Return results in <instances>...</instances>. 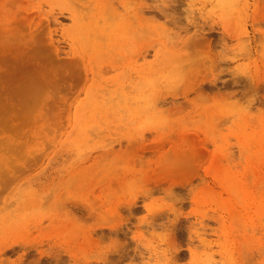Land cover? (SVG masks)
<instances>
[{"label":"rangeland","instance_id":"obj_1","mask_svg":"<svg viewBox=\"0 0 264 264\" xmlns=\"http://www.w3.org/2000/svg\"><path fill=\"white\" fill-rule=\"evenodd\" d=\"M8 1L0 264H264V0Z\"/></svg>","mask_w":264,"mask_h":264},{"label":"bare ground","instance_id":"obj_2","mask_svg":"<svg viewBox=\"0 0 264 264\" xmlns=\"http://www.w3.org/2000/svg\"><path fill=\"white\" fill-rule=\"evenodd\" d=\"M8 1V0H7ZM11 1V0H10ZM78 1V0H77ZM82 2H83V0H81ZM80 1V2H81ZM9 2V1H8ZM85 2V1H84ZM107 2V1H106ZM75 6V5H74ZM77 6V5H76ZM81 6V5H80ZM106 6V5H105ZM109 7V6H108ZM110 7H111V5H110ZM106 8V7H105ZM76 9V8H75ZM106 10V9H105ZM105 10H104V13H108V12H105ZM21 12V11H20ZM140 12V11H139ZM138 12V13H139ZM24 13V12H23ZM22 13V14H23ZM31 13V12H30ZM110 13V12H109ZM21 14V13H20ZM25 14V13H24ZM18 16V15H17ZM106 16V15H105ZM104 16V17H105ZM109 17H110V15H109ZM108 17V18H109ZM107 18V19H108ZM112 18H113V16H112ZM134 19V18H133ZM140 19V18H139ZM16 20V19H15ZM20 20V19H19ZM18 20V21H19ZM23 21V20H22ZM45 21V20H44ZM43 21V22H44ZM106 21V20H105ZM109 21V20H108ZM141 21H142V19H141ZM12 22V21H11ZM17 22V21H16ZM43 22H42V24H43ZM133 22V21H132ZM13 24H15L14 22H12ZM19 23V25H20V27H21V24H20V22H18ZM22 23V22H21ZM109 23V22H108ZM4 24V23H3ZM12 24V25H13ZM133 24V23H132ZM135 24V23H134ZM18 25V24H17ZM1 26V25H0ZM14 26H16V25H14ZM108 26V25H107ZM135 26V25H134ZM24 27H26V26H24ZM45 28V27H44ZM106 28V27H105ZM19 29V28H18ZM23 29H25L26 30V28H23ZM21 30H22V28H21ZM9 31V30H8ZM138 31V30H137ZM12 33V32H11ZM6 34V33H5ZM40 34V33H39ZM135 34V33H134ZM35 35V34H34ZM42 35V34H41ZM97 35V34H96ZM95 35V36H96ZM133 34L131 33L130 34V36L131 37H134V36H132ZM1 36V35H0ZM19 36V35H18ZM39 36V35H38ZM37 35L36 36H33L34 37V40H32L33 38H31V42L30 43H32L33 42V45H29V44H27V45H29L30 47H34V55H37V57L36 58H39L40 56L42 57V55H43V57L45 56L44 55V53H43V51H42V53H41V50L40 51H38V50H36L35 48L37 47L36 45H38V46H40L41 45V41L42 42H45L42 38H40V37H38ZM137 36H138V34H137ZM6 37H7V35H6ZM23 37H25V35L23 36ZM32 37V36H31ZM12 38V37H11ZM136 38V37H135ZM19 39V38H18ZM36 39L39 41V39H40V42H38V41H36ZM42 39V40H41ZM132 39V38H131ZM134 39V38H133ZM8 37H7V39H2L1 37H0V103H2V105L4 104L5 106L2 108V109H0L1 111H3V109L4 108H6V110L8 111V112H10V114H19L20 112H21V114H23L24 112H26L25 110L26 109H28V107L29 106H27V108L25 109V108H23L22 107V105H23V103H24V105L23 106H26V104L27 103H25L27 100H30L31 101V99H33V100H35V98H37V97H39V96H41V94L44 92L43 90H44V88H46V86H47V84H46V86H44V88H43V86L41 87V89H42V92L40 91L41 89H40V85L42 84V83H39V82H43L42 81V79H43V71L46 73V69H45V66H48L51 62H49V60L51 61V60H53V59H55L54 58V56H53V59H50L49 57V60L47 61L46 60V62H44L45 61V59L42 61V59L41 60H37V59H34L31 55H30V51H29V49H27V50H21V51H18V52H12V49H11V51L10 52H8V53H5L6 51H8L7 50V45H6V43H8ZM135 40V39H134ZM14 41V40H13ZM21 41V40H20ZM29 41V40H28ZM16 42V41H15ZM18 42H19V40H18ZM27 42V41H26ZM36 42V43H35ZM11 43V42H10ZM28 43V42H27ZM37 43H40V44H37ZM46 43V42H45ZM9 44V43H8ZM46 45V44H45ZM20 47H21V45H19ZM42 46H43V44H42ZM41 46V47H42ZM47 46V45H46ZM51 47V46H50ZM122 47H123V45H122ZM12 48V47H11ZM45 48V47H44ZM47 48V47H46ZM124 48V47H123ZM123 48H121V49H123ZM18 49H20V48H18ZM31 49V48H30ZM14 50H17L16 48L15 49H13V51ZM31 50H33V49H31ZM45 50V49H44ZM50 51V50H49ZM124 51H125V49H124ZM35 52L37 53V54H35ZM126 52V51H125ZM133 54V53H132ZM126 55V54H125ZM137 55V54H136ZM39 56V57H38ZM42 57V58H43ZM131 57H133L132 55H131ZM130 57V58H131ZM52 58V57H51ZM59 61L60 60H62V58L61 59H59V58H57ZM119 59V58H118ZM120 59H122V58H120ZM57 60V61H58ZM44 62V63H43ZM47 62H49V64L47 63ZM52 62H54V61H52ZM77 62V61H76ZM48 64V65H45L44 66V64ZM119 63V62H118ZM54 65L56 64V61H55V63H53ZM72 65V64H71ZM78 65V64H77ZM51 66V65H50ZM59 66V65H58ZM54 67V66H53ZM69 68V67H68ZM76 68V67H75ZM45 69V70H44ZM50 70V69H49ZM59 70H62V69H59ZM64 70V69H63ZM72 70V69H71ZM75 70V69H74ZM78 70H79V68H78ZM48 72V71H47ZM63 72V71H62ZM61 72V73H62ZM77 72V71H76ZM80 72V71H79ZM44 73V74H45ZM71 73V72H70ZM73 73H74V71L71 73V75H73ZM78 73V72H77ZM94 73V72H93ZM104 73V72H103ZM122 73V72H121ZM80 74V73H79ZM78 74V75H79ZM70 74H66L65 76H63L64 77V79L65 78H68V76L69 77H73V76H71ZM93 76H94V74H93ZM121 76V75H120ZM119 76V77H120ZM45 77H46V75H45ZM57 77H58V75H57ZM62 77V76H61ZM77 77V76H76ZM122 77H124V76H122ZM60 78V77H59ZM75 78V77H74ZM73 78V79H74ZM98 78V77H97ZM60 79H62V78H60ZM69 79V78H68ZM76 79V78H75ZM74 79V80H75ZM62 81V80H61ZM82 81V80H81ZM57 82V81H56ZM56 82H54V83H56ZM80 82V81H79ZM36 83H37V85H38V87H37V85H36ZM40 85H39V84ZM76 83V82H75ZM36 85V87L37 88H39V90L35 87V85ZM43 84H44V82H43ZM42 84V85H43ZM64 84V83H63ZM51 85V84H50ZM57 85H59V84H57ZM72 85H74V84H72ZM113 85V84H112ZM49 86V85H48ZM54 86H56V85H54ZM111 86V85H110ZM126 86H127V84H126ZM52 87H53V85H52ZM73 87H76V85L75 86H73ZM211 87H213L212 85H211ZM47 88H49V87H47ZM66 88H67V85H66ZM210 88V87H209ZM56 89H57V87H56ZM208 89V88H207ZM50 90H51V88H50ZM53 90V89H52ZM54 90H55V88H54ZM60 90V89H59ZM71 90V89H70ZM90 90V89H89ZM209 90V89H208ZM39 91V92H38ZM104 91V90H103ZM54 92V91H53ZM59 92V91H58ZM131 92V91H130ZM211 92V91H210ZM41 93V94H40ZM60 93H62L61 91H60ZM64 93V92H63ZM106 93V92H105ZM115 93V92H114ZM53 94V93H52ZM57 94V93H56ZM66 94V93H65ZM72 94H73V92H72ZM107 94V93H106ZM62 95H64V94H61V96ZM104 95V94H103ZM117 95V94H116ZM53 98H54V96H52ZM56 97V96H55ZM71 97V96H70ZM57 98V97H56ZM59 98V97H58ZM64 99V98H63ZM38 101V100H37ZM28 102V101H27ZM32 103V102H31ZM34 103V102H33ZM36 103V102H35ZM181 104V103H180ZM28 105V104H27ZM32 105V104H31ZM22 107V109L24 110V112H23V110L21 109L20 111H19V108H21ZM34 107V106H33ZM35 108H36V106H35ZM30 109V108H29ZM34 109V108H33ZM5 110V109H4ZM0 111V114H2V112ZM48 111V110H47ZM23 112V113H22ZM30 112V111H29ZM31 112H34V111H31ZM4 114V113H3ZM6 114V113H5ZM25 114H27V113H25ZM170 134V133H169ZM168 135V134H167ZM186 135V134H185ZM170 136V135H169ZM165 137V136H164ZM163 138V137H162ZM188 138H189V136H188ZM193 139V138H192ZM189 142V141H188ZM198 148V147H197ZM169 152V151H168ZM186 152V151H185ZM166 154H168L167 152H166ZM199 154V153H198ZM202 154V153H201ZM170 155V154H169ZM180 157V156H179ZM201 157V156H200ZM196 158L197 157H195L194 159V161L196 162L197 160H196ZM188 160V159H187ZM140 161V160H139ZM198 162V161H197ZM179 178V177H178ZM180 180V179H179ZM159 181H157V183H158Z\"/></svg>","mask_w":264,"mask_h":264}]
</instances>
